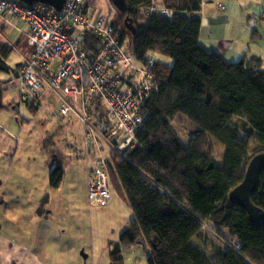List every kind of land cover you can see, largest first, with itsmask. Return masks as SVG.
I'll return each instance as SVG.
<instances>
[{
	"label": "trees",
	"instance_id": "1",
	"mask_svg": "<svg viewBox=\"0 0 264 264\" xmlns=\"http://www.w3.org/2000/svg\"><path fill=\"white\" fill-rule=\"evenodd\" d=\"M127 2L129 10L115 8L111 19L125 50L140 60L157 52L173 58V64L155 61L136 144L123 154L111 148L107 158L111 184L134 213L109 244L110 264H126L124 251L137 245L148 252L150 264H264V223L252 224L247 211L229 199L250 159L264 152L263 59L246 50L238 61H229L203 48L196 15L202 0ZM153 4L173 9V17L147 14ZM126 17L133 20L135 32L126 27ZM81 43L92 53L100 39L86 29ZM31 107L36 110V103ZM228 113L233 116L224 121ZM180 114L192 134L188 145L172 126ZM197 118L201 126L193 122ZM207 129H215V139L225 147L222 163L213 156ZM63 172L59 164L52 168L53 187L60 186ZM253 202L264 210V171ZM206 221L228 228L241 243L218 249L217 258L210 260L191 243L202 236Z\"/></svg>",
	"mask_w": 264,
	"mask_h": 264
},
{
	"label": "crops",
	"instance_id": "2",
	"mask_svg": "<svg viewBox=\"0 0 264 264\" xmlns=\"http://www.w3.org/2000/svg\"><path fill=\"white\" fill-rule=\"evenodd\" d=\"M86 2L93 18L100 13H108L113 7L110 0ZM256 2H259L262 11L260 21L252 29L248 20L241 28H237V25L233 27L231 15L225 14L226 7L222 0H202L201 9L196 13L201 20L199 44L206 50L217 51L229 61H238L249 50L264 62V0ZM255 15L251 13L250 19ZM110 18H113L112 14ZM254 30L257 33L253 39ZM28 31L25 22L0 19V65L8 67L7 70L0 69V72L12 75V79L9 76L0 79L1 87L9 85L11 80L19 87V71L33 52V46L28 42ZM205 31L209 36L204 34ZM156 55L161 56L153 52L155 60L163 61ZM47 91L51 94L45 97ZM17 94V104L20 105L19 90ZM43 104L51 110L50 121L44 125L57 126L58 129L62 127L64 130L63 141L57 147L49 150L47 142L40 144L45 157L39 155V159L34 157L32 160L28 138L24 143L25 153H20L22 147L20 143L14 146L13 136L0 134V264H110L109 244L117 240L127 227L134 215L133 210L112 184L115 194L106 206L98 207L99 210L89 206L88 169L93 155H89L83 147L84 127L80 124L76 126L73 118L66 122L52 121L59 102L49 87L45 88L37 109ZM228 115L233 116V113ZM4 130L0 126V133ZM115 141L117 143V139ZM75 144L83 147L84 157L80 160L73 158L68 148ZM108 144L109 141L101 140L107 158L111 150ZM222 147L220 156L216 157L213 153L218 163H222L223 144ZM57 164L63 167V179L59 187H53L50 174ZM201 233L202 236H194L191 243L194 239L201 241L204 248L201 250L206 255L208 251L205 245L209 242L217 248L216 251L228 249L220 241L241 243L238 235L232 234L226 227H217L212 221L204 223ZM138 264H150L148 256Z\"/></svg>",
	"mask_w": 264,
	"mask_h": 264
},
{
	"label": "built area",
	"instance_id": "3",
	"mask_svg": "<svg viewBox=\"0 0 264 264\" xmlns=\"http://www.w3.org/2000/svg\"><path fill=\"white\" fill-rule=\"evenodd\" d=\"M147 12L169 18L175 13L154 4ZM112 13H116L114 6L93 18L86 0H66L61 11L44 3L0 0V19L27 23L28 42L33 46L19 71L20 101L34 104L49 87L59 102L52 121L74 118L84 127L86 151L94 155L88 171L90 207H104L112 198L101 140L119 137L112 148L120 154L135 146V132L143 121L155 76L153 52L143 60L128 53L112 24ZM86 29L100 39L92 53L81 43Z\"/></svg>",
	"mask_w": 264,
	"mask_h": 264
},
{
	"label": "rangeland",
	"instance_id": "4",
	"mask_svg": "<svg viewBox=\"0 0 264 264\" xmlns=\"http://www.w3.org/2000/svg\"><path fill=\"white\" fill-rule=\"evenodd\" d=\"M223 4L226 7L225 14L231 15V25L234 27L237 25V28L240 26L245 25L247 20L249 21V25H252L256 27V24L260 21L259 20V15L262 11V8L259 6V2L257 3V0H222ZM255 13L256 15L253 16L254 18L250 19V14ZM113 18L116 17V14H113ZM146 16H143L141 21H145ZM208 32L205 31V35L209 36L207 34ZM126 45V44H125ZM124 47V46H123ZM161 55V54H160ZM156 58L159 57L163 58V61H166L169 64H173V58L164 56V55H156ZM2 78L6 77H11L12 75L7 74L6 72H0ZM12 82L7 85L6 87H1L2 83L0 84V90L2 89L3 93L1 94L2 91H0V126L2 129L4 128L5 130L3 133H0L1 135L4 136H13L12 142L14 146L20 143L22 147V152L20 153H25L26 145V139L28 138V143L32 147V153L29 154V156L34 160V157L36 159H39L40 157H45L44 150L40 148V144L43 143V141L48 143L49 150L50 148H55L57 147L62 141H63V129L60 127L58 129L57 126H49V125H44L45 122L50 121V115H51V110L50 108H47L46 104L41 105L37 110H32V105H28L25 102H21V104L18 103V90L19 87L17 86V83ZM11 88V90H9ZM49 94H51L49 91L45 93V97H48ZM42 97V96H41ZM41 99V98H40ZM40 99L36 101V107L40 105ZM47 103V101H45ZM231 115H224V121L228 120L231 118ZM74 119V118H73ZM71 120V119H69ZM75 125L80 126L81 124L75 119ZM186 117L182 114L178 115L175 117L172 121V126L176 130V132L179 134L181 141L183 144L188 145L190 138L192 136L190 132V128L187 125L188 120L186 122ZM193 122L199 126H201L200 120L194 119ZM61 122H57V124H60ZM80 124V125H79ZM100 130V127H99ZM101 131V130H100ZM207 132L210 136V143L212 147V153L216 155V157L220 156L223 147L222 144L219 143L215 137V129H207ZM0 135V136H1ZM11 138V137H10ZM84 138V134H83ZM120 138L117 137V140ZM107 144V143H106ZM110 147L116 145V141L114 139H109V144ZM85 147V145H83ZM79 144L71 145L68 146V148L72 151V155L74 156L73 158H78L77 160H80L81 158L84 157V152L83 148ZM107 149L109 150V147L106 146ZM86 149V147H85ZM84 149V151H85ZM38 150L40 153H38ZM107 151V150H106ZM208 152V151H207ZM13 152L11 153V155ZM91 161L93 163V158L94 155L91 156ZM90 165L91 162H90ZM89 165V166H90ZM89 170V169H88ZM238 173H241V171H238ZM112 188V187H111ZM114 191L112 190V198L114 196ZM94 210H99L98 207H94ZM98 212V211H97ZM220 240V239H219ZM222 246L224 248H229L234 246L235 243L233 241H227L223 242L220 241ZM192 245L195 247H199L200 249H204L203 246H201V241H198L197 239H194L192 241ZM208 251V257L210 260L214 261L217 258V254H215L216 249L212 245L211 242L205 245ZM124 260L126 264H138L140 261H142L143 257L148 256V252L143 248L141 245H137L132 249H127L123 253Z\"/></svg>",
	"mask_w": 264,
	"mask_h": 264
},
{
	"label": "water",
	"instance_id": "5",
	"mask_svg": "<svg viewBox=\"0 0 264 264\" xmlns=\"http://www.w3.org/2000/svg\"><path fill=\"white\" fill-rule=\"evenodd\" d=\"M26 4L44 3L53 6L61 11L66 0H20ZM115 8L121 13L129 10L127 0H111ZM126 27L132 32L136 31V26L130 17L124 20ZM264 171V152L255 154L248 162L243 180L230 192L231 202L242 206L248 213L249 219L254 225L264 223V210L253 202V197L259 189L261 174Z\"/></svg>",
	"mask_w": 264,
	"mask_h": 264
}]
</instances>
